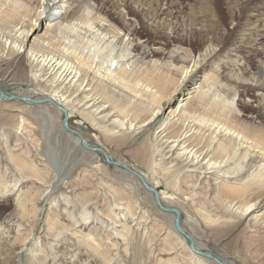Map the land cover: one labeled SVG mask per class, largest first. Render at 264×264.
Instances as JSON below:
<instances>
[{
	"label": "bare ground",
	"instance_id": "6f19581e",
	"mask_svg": "<svg viewBox=\"0 0 264 264\" xmlns=\"http://www.w3.org/2000/svg\"><path fill=\"white\" fill-rule=\"evenodd\" d=\"M180 1L0 0V98L26 107L47 106V112L39 113L45 124L41 140L45 139V156L57 168L61 182L64 171L74 170L64 167L74 151L79 157L73 162L87 165L98 159L115 165L151 197V206L167 218L192 262L243 264L221 252L225 238L209 247L188 230L176 201L182 198L191 206V199L213 192L212 205L215 202L218 211L228 214L227 219L221 222L217 216L200 213L190 214L192 221L201 219L209 230L211 223L225 228L248 218L250 227L264 228L260 206L264 199V0H199L197 9L189 6L188 17L179 15ZM13 86H27V93H14ZM65 112L68 119L78 113L99 133L92 138L82 128H66ZM26 115L0 113L6 142L13 135L16 142L32 138L26 136L31 125ZM156 123L136 148L137 156L123 147ZM51 139L58 141L57 149L48 146ZM9 156L28 175L38 170L27 155ZM108 158L118 164L108 163ZM1 173L0 189H9ZM138 175L156 187L164 206L181 210L185 232L178 231L175 214L162 210ZM161 182L180 198L161 191ZM248 192L257 196L242 205L238 197ZM37 198V221L41 226L49 224L51 214L58 216L60 210L45 192ZM142 211L145 215L147 209L142 206ZM109 216L118 222L117 215ZM38 229L25 235L19 248H12L19 256L16 264H24V253L30 256V264H42L34 260ZM124 230L130 243L128 236L134 230L130 225ZM186 235L199 252L190 248ZM86 238L85 243L98 253L102 238L92 233ZM175 248L171 239L164 247L165 252ZM181 259L176 253L161 264H183Z\"/></svg>",
	"mask_w": 264,
	"mask_h": 264
},
{
	"label": "rangeland",
	"instance_id": "374dc122",
	"mask_svg": "<svg viewBox=\"0 0 264 264\" xmlns=\"http://www.w3.org/2000/svg\"><path fill=\"white\" fill-rule=\"evenodd\" d=\"M199 3V0H181L177 4V11L179 15L188 17L191 11L189 6H199ZM195 9H197V7H195ZM27 88V86H13L10 90L14 93H27L25 92ZM46 109L47 106L45 105L26 107L19 103L11 104V102H6L0 98V113L13 114L15 112H24L27 114L26 116L28 120L30 119L31 125L28 128L30 130L29 135L26 136L28 138L32 137L28 140L25 138L20 142H16L14 138L15 135H13L11 138L9 137V142H6L8 138L7 131L5 132L6 129H4L3 122L0 120V142H2L0 143V173H3L1 174L3 175V179H5L4 181L10 186L9 189H0V264H16L19 256H16L12 248L14 246L19 248L22 243L21 241L24 239L23 237L28 233L34 232V230L36 231L37 228L39 229L36 238L40 242L38 245L40 250L38 249V253L34 256L35 263L40 260L42 264H161L163 261L174 257L176 253H179V259L182 258L181 262L185 261V264H196L192 262L193 259L190 255H187L189 252H185L186 250L182 248V244L178 242L179 239L177 241L176 235L173 234L169 227L167 218L157 213L154 206H151L153 205L151 197L137 184L135 179L128 176L127 173L120 171L115 165L106 163V165H104L101 163L102 161L98 159L97 162L93 164L88 163L87 165L73 162L75 156L79 157L78 151H74L71 153L73 156L70 155L72 161H67L64 165L65 168L74 170L69 172L66 171V173L64 171V173H62L64 176L63 182H71L69 184H64L60 181L62 178L59 179L57 168H55L52 162H50V160L48 161L47 156H45L46 149H48V147L46 148L44 145L45 139L41 140L43 137L40 132L44 131L45 124L44 119H42L43 117H41L42 115L39 113L47 112L45 111ZM35 119L37 121H35ZM69 123L73 127L84 129L92 138H94L95 133H99L96 128L85 121L78 113L70 117ZM33 125L35 127H32ZM157 125L156 123L150 126L149 129L140 133L132 140L133 142L130 141L128 145L126 144L123 147L125 148L126 146L125 149L128 150L131 155L137 156L136 151L138 149L136 148L140 147V144H142L146 135L149 134V131L155 130ZM47 143L49 147H51V145H54L56 149L59 147L58 141L55 139H51ZM61 149L64 150L62 147ZM27 151L28 153L26 154L25 152ZM14 152L24 156L27 155L32 161L34 159L35 168L38 169L36 170L37 172L34 171L33 174L28 175L30 172L26 173L17 168L15 163L10 160L11 157L9 156ZM47 163L48 167L46 168ZM40 174H42V177ZM65 177H67V179ZM52 183L54 184L52 185ZM56 185L58 186L56 187ZM158 186H160L159 189L164 191L167 195L173 194L168 190L164 182L158 183ZM44 192L46 195H49V200L53 202L54 208H58L60 211L58 216L52 213L51 215L53 217L51 222L49 224L42 223L41 226L37 221L38 213L36 208L39 207V203H36V201L40 200L37 197L43 196ZM212 193L213 192H204L203 195L206 197H198L200 200H195L196 202L189 198L191 199L190 202L193 203L191 206H189L190 203L187 204L186 200L173 194L174 196L176 195V198H180L177 199L178 201L176 202H178L182 208L184 226L188 230H191L199 240L205 242L209 247L225 238V242L221 246V252L225 255L229 254L228 256L237 258L238 261L243 264H264V228L250 227V225H248V218L243 219L239 224L228 223L225 228L222 227L223 225L220 226L216 223L213 225L211 223L209 224L211 227L208 226L209 230L203 227L205 222L201 221V219L200 223L192 221L191 215L196 214V216H199L200 213L201 217L209 215L213 218L214 216L215 218L218 217L221 219V222H223L224 217V219H227L228 214L218 211L215 202L214 205H212V196H214V193ZM246 194L247 195L242 194L238 197L242 205L250 203V201L254 202L257 196L256 192H248ZM249 195H252L250 199ZM66 196L68 198H65ZM28 198L30 199L29 202H27ZM72 200L75 202H72ZM207 200H209V202ZM263 201H260V206H262L261 211H264ZM129 205L131 207H129ZM195 205L197 206L195 207ZM142 206L144 209H147L145 215L142 214ZM195 208L198 209V213ZM84 209H86V215L83 213ZM105 210L109 214H106ZM111 213L117 215L118 222H112L113 219L109 216ZM87 216L89 217L87 218ZM108 218H110V221ZM106 221L107 224L104 223ZM37 223L40 226H38ZM108 224H110V227L105 226ZM128 225L134 230L131 231L133 233L135 232L134 234L131 232L130 237L128 236L130 243L127 242V232L124 230V227H128ZM217 227L221 229L219 230ZM115 230L117 232L116 234ZM109 232L111 234H109ZM89 233L102 238V246L98 253H96V251L93 252L94 249H91V247L85 243L87 239L86 235ZM20 237L22 239H20ZM170 239L176 243V250L173 249L171 252L169 251V253L168 251L165 252L166 250L164 247L166 246V242ZM115 242L116 245H112V243ZM126 245L128 246L127 248ZM86 246L87 249H90L89 251L92 250V253L86 249ZM18 248L16 250H18ZM22 257L24 259V264H30V256L28 254L24 253ZM124 257L128 258V260L126 259L127 261H125ZM85 261L87 263H85ZM108 261L109 263H107ZM208 264L212 263L208 262Z\"/></svg>",
	"mask_w": 264,
	"mask_h": 264
},
{
	"label": "water",
	"instance_id": "95a60500",
	"mask_svg": "<svg viewBox=\"0 0 264 264\" xmlns=\"http://www.w3.org/2000/svg\"><path fill=\"white\" fill-rule=\"evenodd\" d=\"M3 96V94H2ZM69 119H68V116H67V113L65 112L64 113V118H63V122H64V125L66 128L70 129V124L68 123ZM108 163H117L118 162H115L113 161V159H109L107 160ZM140 177V179L143 181L144 183V186L145 188L150 191V192H153L154 195H155V199H156V202L157 204L162 208V210L166 211V212H170V213H174L175 214V219H174V224H175V227L178 229V231L180 232H185L184 228L182 227V224H181V210L178 208V207H166L162 204L160 198H159V194H158V190L156 189L155 186L153 185H150L147 183V181L145 180V178L142 176V175H138ZM189 239H190V248L193 250V251H196V252H199L196 247H194L193 245V241H192V238L190 235H186ZM201 254H204V255H207L209 257H211L212 255L211 254H207V253H204V252H200ZM215 258V256H213ZM217 261L218 258H215Z\"/></svg>",
	"mask_w": 264,
	"mask_h": 264
}]
</instances>
